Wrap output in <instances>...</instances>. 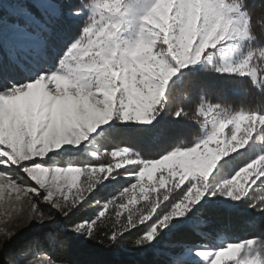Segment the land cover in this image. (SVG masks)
<instances>
[{
	"label": "clouds",
	"instance_id": "9594fccd",
	"mask_svg": "<svg viewBox=\"0 0 264 264\" xmlns=\"http://www.w3.org/2000/svg\"><path fill=\"white\" fill-rule=\"evenodd\" d=\"M83 6L84 8L89 7L88 4H83ZM243 7L244 0H151L150 5L139 17L136 38L130 42L121 40L119 36L121 26L127 16L120 0H94L90 23L83 29L84 34L81 38L68 46L58 62V70L50 73L42 72L37 80L21 88L38 87V100L47 99L49 101L52 100L53 85L66 86L67 90L73 92L77 89L94 90L95 98L104 100L103 107L106 110L102 118L105 121L115 117L122 122L152 124L163 110L164 106L161 101L165 97V89L169 80L177 74L180 67L187 66L193 61V54L197 53L198 48L202 50L205 47V42L208 41L215 24L226 25L228 37L231 40H255L256 36L251 34L250 29L256 25L264 31V18L256 19L254 25L250 24V17L242 11ZM113 26H115L114 33L111 31ZM157 43L164 47L157 50ZM251 53L253 51H249L245 57L250 58ZM255 53L257 60L254 69L264 68V49L255 51ZM169 57L175 64L170 62ZM252 75L253 82H255L254 71ZM134 93L138 94L135 101L117 102L118 98L122 101L126 95L131 96ZM158 105L159 110H157ZM170 114L201 124L202 128L211 125V131L208 134L216 130L217 124L220 128L233 124L235 130L238 131L247 130L257 121L264 124V115H258L255 110L233 111L231 107L206 103L203 98L194 115L190 116L183 109ZM234 142L236 147L240 146L239 140ZM196 147L200 148V145ZM210 147L213 148L212 152L200 151L193 157L194 166L177 167L167 172L164 169L160 170L159 182L166 187L168 183L177 179L193 181L189 190L190 195L186 194L185 202L174 206L173 212L186 210L187 204L198 203L203 195L210 191L209 176L219 163V159L233 150L232 144L223 142L215 146L210 145ZM18 151L20 150L13 151V162H15ZM130 151L129 148H122L110 153L113 158L127 157L115 167L137 162L131 158ZM192 152V148L176 147L166 155L184 157L191 155ZM165 158L162 156L160 160H144L143 164L145 166L155 165ZM112 170V167H109L108 169H97L96 172L107 171L110 174ZM28 171L33 174L34 178H39L35 174L42 175L45 170L33 168ZM143 171L142 167L140 173L136 174L137 183L132 186L133 192L124 198L123 204L116 207L114 218L104 220L105 225L110 224L112 228L118 230V225H125L123 216L125 212L127 223L132 224L149 219L151 213L155 211L151 197L152 193L158 189L141 180ZM106 178L107 176L104 177ZM153 178L156 179V174H153ZM95 182L101 181L96 178ZM241 183L242 181H238L237 177L231 180L225 179L222 183L214 180L211 184V193L212 195L217 193L225 195L230 191L233 198L239 200L243 191L240 187ZM128 192L129 189H124V193ZM160 195L167 199L164 192ZM260 206H264V201ZM57 207L62 209L63 204L58 202ZM99 215L103 216L104 211ZM52 219L50 216L41 214L40 218L34 221L43 224L52 222ZM5 235L11 239L13 233L8 232ZM197 255L205 254L197 253ZM225 260H234L236 264H264V239L250 238L239 243H229L225 248L216 252L211 264H224ZM62 264H68V262L64 260Z\"/></svg>",
	"mask_w": 264,
	"mask_h": 264
},
{
	"label": "snow or ice",
	"instance_id": "6c2138e0",
	"mask_svg": "<svg viewBox=\"0 0 264 264\" xmlns=\"http://www.w3.org/2000/svg\"><path fill=\"white\" fill-rule=\"evenodd\" d=\"M120 2L122 3V0H120ZM84 9L85 8L82 3L80 8L76 10L77 14H82ZM89 23L90 22L86 23L83 29L86 28ZM83 29L82 35L84 34ZM111 31L113 33L115 32V26H113ZM81 36L78 39H80ZM228 40L231 39L228 37V29L226 25L215 24L209 35L208 41L205 42V47L202 50L198 48L197 53L193 54V61L188 65L197 64L201 60L202 54H206L207 49L215 48L221 42ZM161 46L163 45L157 43V50H159ZM169 60L171 63L174 62L171 61L170 57ZM256 60L257 54L253 52L251 53L250 58L244 57L236 65L217 68V71L252 77V72L254 71V79H256V69H254ZM184 67L186 66H182L180 68ZM225 68L228 70L225 71ZM57 70V68L41 69L40 72L36 73L35 77L31 78L30 82L9 84L0 81V97L8 98L6 103L10 102V107L14 111L17 109H26L30 120L34 124L38 123V127L43 136L50 137L52 140H56L60 137L70 138L69 142L61 143L58 147L48 150L46 153L42 154L38 151L37 153L30 151L29 149L31 148V143L26 140L23 154L19 155L16 153L15 162H13L12 159V148L0 144V152L6 153V155H0V200L4 199L5 192H7L9 198L13 193H15L17 201H20L22 198H27L29 201H33L34 197L39 199L42 197L43 202L49 205L51 209H54L56 213H59L62 217H69L77 207H82L84 204H87L90 196L95 194L94 190L98 183L95 182L96 178L102 181L105 176L120 174L117 170L123 169L125 174L132 175L135 178L134 183H131L130 186L124 188L129 189V192L124 193L123 190L120 191L117 196L108 198L105 203L99 205L102 210H100L98 215L95 217L89 218L87 221H81L68 225L69 232L78 233L82 236H87L98 241L100 239L98 235L100 229L99 225L104 224V220L111 217L113 211L116 210V207L125 202L124 198L131 195L133 192L132 186L137 183L136 174L140 173V169L142 167L144 168V171L141 173V180L145 184L154 185V187L158 190L152 193L151 198L153 204L155 205V211L151 213L149 219L143 220L142 222H133L132 224H128L127 213L125 212L123 214L125 219V225L123 228L125 230L137 228L138 230L137 238L133 241V247L138 245L150 246L155 239H158L163 234L164 229L171 228L172 225L177 222H182L174 220V217H181L186 220L191 219L196 213L197 203L187 204L186 210H177L176 212H173L174 206H178L182 202H185L186 194L190 195L189 190L193 181L191 179H177L168 183L166 187L164 184H161L158 179L161 169H164L167 172V170L177 167L188 168L194 166L193 157L200 151L205 153L212 152L213 148L210 147V145L215 146L221 142L232 144L233 150L227 152L219 159V163L211 173V181H218L221 179V174L225 172L228 165L232 163L234 154H237L238 150L244 149L246 145H248L249 139L252 137V134L256 129L264 127V124H261L259 121L250 125L247 130L243 131L235 130L233 124H229L226 128H220L217 124L216 130L208 134L206 139H202L203 144H201V140H199L193 146L186 147L193 149L191 155L184 157L167 156L166 154L169 152L168 151L166 154H160V157L165 156L166 158L155 165L145 166L143 161L160 160V157L141 159L139 157H135L134 154H130L131 158L137 161L136 163L126 164L132 167H125L126 165L123 167H115L116 165L121 164L123 159L127 158H113V156L110 155V153L119 151L122 148H128L118 145L114 150L102 153L96 157L97 161L107 159L108 162L106 166L104 164H100L99 166L49 167L46 166L47 160L49 159L47 154L52 153L55 149L61 150L55 153V155H60L62 152L69 150L66 147L62 149V146L80 145L82 141L86 140L89 133L95 132L99 126L108 124L109 121H112L114 118L112 117L107 121L102 118L106 110L105 107H103L104 100L96 99L94 90L85 91L77 89L73 92L67 90L66 86L53 85V91L51 93L52 100L49 101L47 99L38 100V87L21 88V86L37 80L42 72L50 73ZM260 75L264 77V72H261ZM137 95L138 94L135 93L131 96L126 95L122 101L118 98L117 102L128 103L130 101H135ZM38 104L39 106L37 108ZM34 112L36 113L35 115H33ZM258 115L264 114L258 113ZM235 140L240 141L239 147L235 146ZM197 145H200V148H197ZM39 148L40 145L37 144L36 149L39 150ZM35 157H39L40 159H35ZM262 161H264V154H259L250 161L235 165L229 170L228 175L230 178H227V180L237 177L238 181H242L240 187L243 191L240 194L239 200L248 194V192L253 188V185L264 187V163H262ZM109 167H112L113 169L110 174H108L107 171L96 172L97 169H108ZM33 168H39L45 171L42 175L40 173H36L35 175L39 178H34L33 174L28 171ZM7 169H16L23 172L27 178H30V180L34 182V185L27 186L24 184H17L14 179L6 175ZM57 169H60V171H56ZM153 174H156V179L153 178ZM81 176H83L84 179L80 181V187L73 192V189L77 188V181L80 180ZM161 192H164L167 195V199H164L163 196L160 195ZM204 196L205 194L203 197ZM223 196L230 198L232 201H237L233 198L230 191ZM58 202L63 204L62 209L57 207ZM261 202L262 201L258 203L261 204ZM250 205L252 207H257V204ZM102 211H104V215L100 216L99 214ZM41 214L45 213L41 212L37 203L33 202L31 204L30 214L20 222L29 223L40 218ZM45 215L52 217V221L55 219L54 215L51 213H47ZM141 225L143 226L142 231H140ZM117 241L118 233L112 232L106 236L104 242L116 243ZM60 247L62 250L64 249L63 244H61ZM216 252L217 251L214 253H205L197 251L196 255L197 253H204L205 255L202 257L208 261V264H211V261L215 258ZM229 262L230 264H236V261L234 260ZM41 264H54V261L45 255L41 259Z\"/></svg>",
	"mask_w": 264,
	"mask_h": 264
},
{
	"label": "rangeland",
	"instance_id": "374dc122",
	"mask_svg": "<svg viewBox=\"0 0 264 264\" xmlns=\"http://www.w3.org/2000/svg\"><path fill=\"white\" fill-rule=\"evenodd\" d=\"M9 1L12 4L11 7L13 10H6L8 12L11 11V14L13 13V15L18 18L20 14H23V8L21 5H18L19 0ZM33 1H37L48 10H53L61 16L64 14V10H67L64 6L60 7L55 6L54 4H48L49 0ZM261 1L264 3V0ZM62 2L64 3V0ZM93 3L94 0L88 4L89 7L85 8L82 14H77L76 10L72 11V18L76 19L78 28H70L72 31L68 30L65 39H62V37L58 39L61 47L60 51L45 42H40L38 39L31 36L27 30L19 29L18 25L14 23H8L7 21L1 22L0 34L4 38L11 40L12 42L9 43L13 44V49H10L9 51L11 57L10 62L13 63V65H11L12 70L17 73L22 72L21 76L14 78V82L8 81L5 83L16 84L18 82H30L31 78L35 77L36 73L40 72L41 69H58V62L67 51L68 46L82 35L83 27L86 23L90 22L93 16ZM150 3L151 0H122V8L127 12V16L121 26V32L119 34L121 40H128L131 42L136 38L139 28V17L144 13ZM242 11L246 13L244 7L242 8ZM163 47L164 46H161V48ZM258 50L260 49L256 48L255 41L252 39L223 41L215 48L207 49L206 54H202L201 60L197 64L188 65L184 68L178 69L177 74L169 80L165 89V97L161 103L165 106V98L168 88L174 81H178L183 73L187 71L195 72L203 69H208L221 75L246 78L250 81L254 90L260 91L264 78L260 73L264 72V68L257 67L255 82H253L252 76H239L237 74H229L227 72H219L216 70L217 68L234 66L243 59L249 51L255 52ZM49 57H55L54 66L51 64V61H48L50 59ZM14 61L16 64H14ZM7 99L8 98L0 97V144L12 148L13 151L19 149L20 151L17 153L22 155L25 149L26 140L31 143L30 151L33 153H37L38 151L41 154L58 147L61 143L69 142L70 138L67 137H60L56 140H52L50 137L43 136L38 127V123L34 124L30 120L28 111L26 109L12 110L10 102L6 103ZM203 101L206 102L205 100ZM157 110H159V105L157 106ZM161 112L152 124H139L132 121L122 122L114 117L108 124L99 126L95 132L89 133L86 140L82 141L80 145L62 146V149L66 147L69 150L62 152L60 155H55V153L61 150L55 149L52 153L47 154L49 159L47 160L46 166H99L100 164L106 166L108 162L107 159L97 161L96 157L102 153L114 150L118 145L128 147L131 150L130 154H134L135 157L143 159L135 150H132L128 145L123 144L124 140L132 135L135 130L154 126L159 121ZM258 113L264 114L261 112ZM35 114L36 113L34 112L33 115ZM199 128L201 136L195 140V143L204 139L211 131V125H206L202 128L200 124ZM257 130H264V127L256 129L253 132L252 137ZM252 137L249 139V142ZM37 144L40 145L39 150L36 149ZM248 145H246L244 149L238 150V152L245 150ZM0 155H6V153L0 152ZM35 159L40 158L35 157ZM125 167L130 168L132 166L126 165ZM117 171H119L120 174H111L107 176L106 179L98 182L94 190L95 194L90 196L87 204H84L82 207H77L71 213L69 217L73 220L72 223L83 221V218L77 215V213H80L78 210L90 212L91 214L89 218H93L98 215L100 210H102L99 207L100 204L105 203L108 198L117 196L120 191H123L124 188L135 182V178L132 175L125 174L123 169H118ZM6 175L14 179L17 184H24L27 186L34 185V182L19 170L7 169ZM227 178H230V176L224 172L221 174V179L217 182L222 183L223 180ZM83 179L84 177L81 176L80 180L77 181V188L73 189V192L80 187V181ZM208 183L210 185V191L206 192L205 196L197 203L195 215L191 219L186 220L181 217H174V220L182 222H177L173 224L171 228L164 229L163 234L158 239H155L150 245L151 248L156 246L159 248L161 247V249L163 248L164 250L162 249L161 251L170 257L174 256V254H171L172 251L178 252V256H176V258L173 257L175 260L172 262L173 264H208V261L204 257L196 255V252L214 253L227 245L223 244L217 248L207 247L205 245L179 248L172 239V232L175 229L182 226L196 227L197 225H200L202 221L197 218L196 215L204 206L234 210L236 206L239 205L254 188H256V185H253V188L246 196L242 197L240 200L232 201L230 198L220 195L219 193L212 195L211 176ZM260 201H264V196H262ZM33 202L37 203L41 212L45 214L51 213L54 215L55 219L50 223L46 222L43 224H38L35 221L21 223L20 221H23L24 218L30 214L31 204ZM259 210L264 211V206H260ZM66 218L68 217H62L59 213H56L54 209H51L49 205L45 204L42 197L40 199L34 197L33 201H29L27 198H22L20 201H17L15 193L9 198L7 192H5L4 199L0 200V264H6V262L7 264H41V259L45 255L54 261L52 256V253L54 252L52 250L55 246L56 234L69 233L78 239L84 237L78 233L68 231V226L66 227L64 225ZM110 218H114V211L113 216ZM142 230L143 226L141 225L140 231ZM8 232L13 233L11 239L5 235V233ZM254 238L264 239V222L261 231ZM157 252L159 253V251ZM54 264L58 263L54 261ZM224 264H230V262L225 260Z\"/></svg>",
	"mask_w": 264,
	"mask_h": 264
},
{
	"label": "trees",
	"instance_id": "16d2710c",
	"mask_svg": "<svg viewBox=\"0 0 264 264\" xmlns=\"http://www.w3.org/2000/svg\"><path fill=\"white\" fill-rule=\"evenodd\" d=\"M62 1H48V4L64 6L67 9L61 16L37 1L19 0L18 5L23 8V14L17 18L11 11L6 10H13L11 2L0 0V23L6 21L14 23L19 29L27 30L40 42H45L60 51L58 39L60 37L65 39L68 30L72 31L70 28H78L76 19L72 18V11L79 9L82 3L89 4L92 0H64V3ZM244 8L250 17V24L254 25L256 19L264 18V3L261 0H244ZM250 32L256 36L254 40L256 48L264 49V31L256 25ZM9 42L12 41L0 34V81L3 82H14V78L22 75V72L12 70L13 63L10 62L9 51L13 49V44ZM49 58L48 61L54 66L55 57ZM202 98L211 104L231 107L233 111L255 110L264 113V78L261 90L257 91L246 78L221 75L208 69L187 71L168 88L166 104L159 121L150 128L133 131L134 133L127 137L123 144L135 150L143 159L158 158L161 153L166 154L176 147L193 146L195 140L201 136L200 124L184 117H174L170 113L183 109L190 116L194 115ZM259 154H264V130H257L248 147L234 154L232 163L225 169V173L228 174L235 165L248 162ZM262 196L264 187L256 186L234 210L204 206L196 215L202 223L196 227L182 226L175 229L172 232V239L179 248L200 245L217 248L223 244L254 238L261 231L264 222V211L259 210L258 203ZM250 204H257V207H250ZM78 211L80 213L77 215L83 218V221H87L91 213ZM72 221L71 217H68L64 225L67 227ZM99 228V241L87 236L78 239L69 233L56 234L52 250L54 261L58 264H62L64 260L68 264H173L175 261L173 257L178 256V252L172 251L171 254L174 256L170 257L161 251L163 248L157 246L133 247V241L138 235L137 229L125 230L118 225L117 230L110 224H101ZM112 232L118 233V241L105 243L106 236ZM61 244L64 245L63 250Z\"/></svg>",
	"mask_w": 264,
	"mask_h": 264
}]
</instances>
